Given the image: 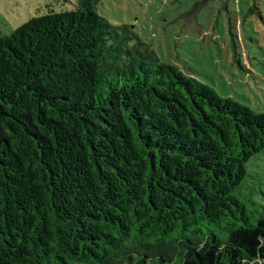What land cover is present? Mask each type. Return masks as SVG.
<instances>
[{
    "label": "trees",
    "instance_id": "1",
    "mask_svg": "<svg viewBox=\"0 0 264 264\" xmlns=\"http://www.w3.org/2000/svg\"><path fill=\"white\" fill-rule=\"evenodd\" d=\"M96 1L0 36V264H264V216L242 195L264 113ZM162 242L175 262L129 253Z\"/></svg>",
    "mask_w": 264,
    "mask_h": 264
},
{
    "label": "rangeland",
    "instance_id": "2",
    "mask_svg": "<svg viewBox=\"0 0 264 264\" xmlns=\"http://www.w3.org/2000/svg\"><path fill=\"white\" fill-rule=\"evenodd\" d=\"M81 0H0V36L31 18L77 9ZM95 11L115 26L129 25L160 58L257 113H264V0H98ZM242 195L264 216V152L248 165ZM129 251L160 252L164 242ZM115 264V260L110 262Z\"/></svg>",
    "mask_w": 264,
    "mask_h": 264
}]
</instances>
